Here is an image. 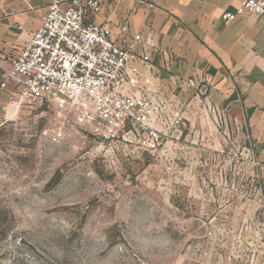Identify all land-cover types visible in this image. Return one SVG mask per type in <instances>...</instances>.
I'll return each mask as SVG.
<instances>
[{
  "label": "rangeland",
  "instance_id": "rangeland-1",
  "mask_svg": "<svg viewBox=\"0 0 264 264\" xmlns=\"http://www.w3.org/2000/svg\"><path fill=\"white\" fill-rule=\"evenodd\" d=\"M3 75L0 264H264L245 121L202 99L171 118L167 146L103 145L68 113L2 88Z\"/></svg>",
  "mask_w": 264,
  "mask_h": 264
},
{
  "label": "built area",
  "instance_id": "built-area-1",
  "mask_svg": "<svg viewBox=\"0 0 264 264\" xmlns=\"http://www.w3.org/2000/svg\"><path fill=\"white\" fill-rule=\"evenodd\" d=\"M138 3L148 12L157 7L148 0ZM104 7L105 0H52L40 28L4 73L2 88L12 84L22 101L68 113L103 145L137 140L145 151L167 146L171 118L179 124L186 103L168 89L154 62L162 51L158 34L153 29L133 34L125 20L114 39L110 17L97 22ZM246 13L264 17V0H243L223 18ZM186 84L216 112L208 85L193 78Z\"/></svg>",
  "mask_w": 264,
  "mask_h": 264
},
{
  "label": "crops",
  "instance_id": "crops-1",
  "mask_svg": "<svg viewBox=\"0 0 264 264\" xmlns=\"http://www.w3.org/2000/svg\"><path fill=\"white\" fill-rule=\"evenodd\" d=\"M52 0H0V70L4 74L40 28ZM105 0L97 22L110 17L113 37L130 21L131 32H157L161 52L154 62L167 87L197 104L193 78L210 87L211 102L247 124L264 188V17L246 13L226 21L243 0ZM191 101V102H189ZM206 134V133H205Z\"/></svg>",
  "mask_w": 264,
  "mask_h": 264
}]
</instances>
